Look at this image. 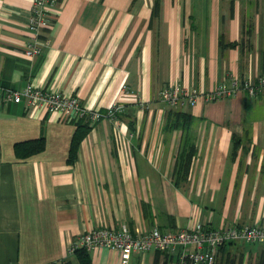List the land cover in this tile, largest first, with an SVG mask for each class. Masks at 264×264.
Masks as SVG:
<instances>
[{"label": "crops", "instance_id": "0c3cea01", "mask_svg": "<svg viewBox=\"0 0 264 264\" xmlns=\"http://www.w3.org/2000/svg\"><path fill=\"white\" fill-rule=\"evenodd\" d=\"M31 7L0 0V86L30 83L124 111L117 123H88L70 160L76 120L0 94V264H80L70 243L96 227L264 226V90L193 106L158 96L174 83L206 93L264 75V0H56L33 57L23 51ZM37 138L42 150L17 154ZM195 248L133 252L126 264H172ZM89 251L92 264H122L109 247ZM263 255L264 244L234 242L215 264Z\"/></svg>", "mask_w": 264, "mask_h": 264}, {"label": "built area", "instance_id": "2783aa9c", "mask_svg": "<svg viewBox=\"0 0 264 264\" xmlns=\"http://www.w3.org/2000/svg\"><path fill=\"white\" fill-rule=\"evenodd\" d=\"M55 4L56 0H32L27 20V30L31 37L23 50L27 56L39 55L42 46L48 43V39L41 37L43 31L50 28L55 19L53 12ZM238 90H244L249 95L256 96L264 90V75L252 81L232 76L229 84L222 82L206 93H199L194 87L174 83L161 89L158 96L171 105L193 106L199 96L205 100H212L231 95ZM0 94L7 101H24L27 106H43L50 112H58L64 121L86 118L90 124L101 119H110L117 123L118 116L124 111L122 103H114L104 111L88 109L82 105L77 96H66L58 91L44 90L30 83L20 90L0 86ZM228 242L264 244V226L208 228L199 222L194 226L171 232H163L158 227H153L147 232L135 234L126 224H121L117 228L96 227L72 240L69 251L73 253L77 246H85L87 250L105 246L119 252L122 264H126L133 252L158 250L172 253L178 247L194 245L195 250L180 253L172 264H215L219 247Z\"/></svg>", "mask_w": 264, "mask_h": 264}, {"label": "trees", "instance_id": "16d2710c", "mask_svg": "<svg viewBox=\"0 0 264 264\" xmlns=\"http://www.w3.org/2000/svg\"><path fill=\"white\" fill-rule=\"evenodd\" d=\"M171 115H174L175 120H178L181 118L184 121H188V120L192 119L191 115L188 113H185V112H174ZM76 122L78 125H77L76 132L74 133V136L72 138V143H71V147H70V154H69L70 160L74 159L75 150H76L79 142L81 141V139L86 135V133L89 130V124H88V121L86 118H79L76 120ZM43 147H44L43 139L37 138V139H33V140L25 141V142H20V143L16 144V151H17V154L20 155L21 157H27V156L35 153V152L42 150ZM231 243H234V242L224 243L219 247V249L222 246H225V245L231 244ZM73 253L76 254L80 264H92L90 251L87 250L85 246H77L74 249ZM259 264H264V255L261 257Z\"/></svg>", "mask_w": 264, "mask_h": 264}]
</instances>
